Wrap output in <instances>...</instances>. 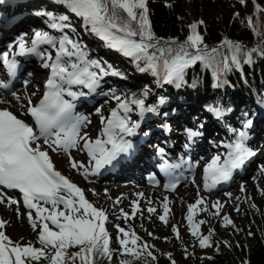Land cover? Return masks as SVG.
<instances>
[{
    "label": "snow or ice",
    "instance_id": "obj_1",
    "mask_svg": "<svg viewBox=\"0 0 264 264\" xmlns=\"http://www.w3.org/2000/svg\"><path fill=\"white\" fill-rule=\"evenodd\" d=\"M56 2L81 18L84 26L104 40L109 48L132 57L137 62L145 61L146 67L141 68L140 71L151 70L161 77L164 83H172L180 87L186 69L198 61L206 67L216 65L214 74L217 79L221 71H228L231 68L228 57L224 58L222 68L216 64L215 55L218 49L209 50L207 45L203 44V37L197 30L198 25L203 24V21L193 22L189 26L191 34L184 43L178 44L175 48L171 45L159 47V39L155 37L149 20L147 0H56ZM245 2L246 0H240L241 4ZM262 10L264 9L256 4L257 14ZM46 15L50 17V27L61 32L62 35L57 37L48 31L37 30L30 46L25 36L21 35L16 42V51L0 53V62L13 76L18 63L16 57L27 54L41 57L44 60L43 67L50 69V76L46 81L47 90L42 99L35 105L29 100L26 108V113L31 116L35 126L18 118L7 108L0 109V186L18 190L22 194V202L29 210L28 221L34 231L39 228L40 244V247H36L31 242L27 244L13 242L4 231H0V264H34V262L39 264L41 260L46 261V264H103L105 260L111 261L114 252L110 247L111 237L106 229L107 212L103 208L94 206L86 199L84 191L77 184L55 168L48 151L42 147L40 141L43 139V144L48 145L52 150L61 149L68 153L71 167L83 168L87 177L89 169L71 159L70 149L80 147V141H83V148L94 162L92 173H98L106 165H112L117 161L121 154H128L133 149L132 141L125 138L135 135L140 126L139 121H133L129 115L133 111V106L141 118L145 113H155L157 108L155 105L146 106L143 98L134 96L131 99H121L119 96H113L118 101L117 108L112 109L109 117H101L104 123L101 135L105 138L98 137L91 140L87 133L81 135L80 128L85 118L72 117L73 104L65 100L63 95L65 92L73 98L85 95L83 92L71 91V85H82L94 91L100 84L101 78L109 74L111 66L105 68L101 61L89 59L85 46L64 32V29L74 31L67 14L55 16L46 13ZM247 19L253 31L260 35L259 22L254 24L252 17ZM222 43L232 53L230 57L232 65L240 67V53L243 51V46L228 39ZM42 45L54 49L55 56L47 49L41 50ZM150 49L155 50L150 52ZM190 49H195V52ZM252 51L255 50H250L246 54L248 60ZM112 74L120 75L114 70ZM64 85L69 87L65 88ZM9 87V83L0 81V89ZM143 95L147 96V91ZM12 96L19 100L15 92ZM158 103H165V98L160 97ZM210 110L218 118L223 117L226 111H231L219 107ZM251 125L252 121L248 120L244 127L248 128ZM187 131L190 139L202 135L198 131ZM246 137L247 133L240 131L238 139L229 145L231 151L227 157L221 162L219 155L214 156L206 165L204 185L206 189L231 180L233 171L255 155L247 147ZM158 152L161 156L164 155L163 148H159ZM160 167L167 172L180 165H170L165 161ZM261 170L264 171V166ZM209 178L211 184L208 183ZM175 186V183L166 185L172 188ZM3 202L5 198L0 193V203ZM7 203L12 205L19 201L9 197ZM203 204L202 199H197L195 203L188 205L187 221L193 236L198 234L200 224L204 223V221L194 222L193 219L197 207ZM212 207L216 209L213 215H218L223 205L217 201ZM32 210L35 212L34 216ZM200 210L206 211L207 206ZM121 211L125 218L129 216L128 213ZM137 211H139L138 204L133 202L131 214L135 216ZM148 211L151 213L156 210L149 207ZM169 211L165 200L164 214L159 216L164 223H167ZM223 219L226 225L233 223L227 215ZM5 224L6 221L0 219V229H3ZM116 227L119 233L123 234L122 238H118L121 255L128 257L121 259L120 264H134L135 260H139L145 254L155 259L152 252L147 251L149 245L138 244L140 237L134 231H126L119 225ZM173 231L179 238V232L175 227ZM210 239L211 232L208 236L200 238V246L208 247ZM72 248L78 250L69 251ZM172 264H175L174 260Z\"/></svg>",
    "mask_w": 264,
    "mask_h": 264
},
{
    "label": "trees",
    "instance_id": "obj_2",
    "mask_svg": "<svg viewBox=\"0 0 264 264\" xmlns=\"http://www.w3.org/2000/svg\"><path fill=\"white\" fill-rule=\"evenodd\" d=\"M256 4L264 9V0H246L244 4L231 0H147L149 20L155 37L159 39V47L171 45L175 48L178 44L184 43L191 34L189 26L192 23L190 17L193 15L196 16L193 21H203L197 29L203 37V44L207 45L209 50L218 49L215 55L216 64L222 68L224 58L228 57V63L231 65L230 70L221 71L217 79L214 74L216 65L206 67L198 61L186 69L180 87L172 83L163 85L156 96L158 101L160 97L165 98V103H158L165 122L179 128L197 126L199 129L202 123L205 124L212 118L210 109L219 107L231 109L225 112L226 124L232 130L239 131L248 120L258 117V101L264 102V10L257 14ZM60 8L55 11L46 6H38L37 9L45 10L55 16L68 12V9L61 4ZM237 13L239 15H236ZM248 17H252L254 24L259 22L260 35L249 26ZM71 25L74 31L68 29L65 33L81 42L86 48L89 45L87 39H93L95 34L84 24L81 28L76 24ZM225 39L243 46V51L240 53V67L232 65L230 59L232 53L222 43ZM98 49L115 50L107 48L105 42ZM250 50L255 51L251 52V58L248 60L246 54ZM190 51L195 52V49ZM86 52L89 53L87 50ZM157 56H159L158 52ZM92 59L99 60L97 57ZM115 59L106 61L103 66L107 68L110 65L111 69L119 72L120 75L112 74L106 78L102 81L103 87L121 99H131L135 96L143 98L145 104H153L149 99L157 89V75L151 70L140 71L141 68L146 67V62L143 60L137 62L122 53H117ZM145 91L147 96L143 95ZM137 112L133 106V111L129 115L139 116ZM212 123L217 126L222 122L221 119H216ZM194 222L199 221L194 219ZM213 224L227 232L229 236L227 240L218 238L202 223L198 234L192 235L194 249L185 246L174 258L172 248L167 251H155L153 244L149 243V251L155 259L145 254L139 260H135L134 264H172L173 260L175 264H264V218L257 217L242 228L234 223L226 225L223 218L213 220ZM119 226L121 227L120 224ZM114 231L110 233L113 256L110 262L105 260L103 264H120L121 259L128 258L122 256L120 252L118 238H122L123 234L119 233L117 227ZM210 232L209 246L202 248L199 240L203 236H208ZM173 243L174 245L177 243L176 238ZM138 244L143 245L141 240ZM77 250L72 248L69 251ZM200 251L207 254L200 255L198 253ZM42 261L46 264V261L40 262Z\"/></svg>",
    "mask_w": 264,
    "mask_h": 264
},
{
    "label": "rangeland",
    "instance_id": "obj_3",
    "mask_svg": "<svg viewBox=\"0 0 264 264\" xmlns=\"http://www.w3.org/2000/svg\"><path fill=\"white\" fill-rule=\"evenodd\" d=\"M231 1L240 2V0H231ZM38 6H46L48 8L54 9L55 11H58L60 8V4L57 3L56 0L55 1L27 0L25 2L23 1L19 2V5L16 7L17 8L16 12L15 13L12 12L11 16L12 18H17L19 17V15H22V22L24 23L27 22V24L30 25L28 27L20 29L17 33L15 32V36L11 38L12 41L16 39L14 41L15 50L17 49L16 42L21 35L25 36V39L29 42V46H30L31 39L35 31L37 30L48 28L47 31L50 34L55 35L57 37H59L62 34L57 30H52V28L50 27V20L49 19L46 20L43 14H39L35 12ZM7 8L8 7L3 9V12L9 11V9ZM68 16L70 18L69 22L71 24H76L78 25L79 28L83 26L81 19L77 18L75 14L70 12ZM190 19L191 21H193L196 19V16L192 15ZM23 30L24 32H22ZM65 30L68 29H64V32ZM87 41L89 45L86 46V50L89 51V53H87L89 59L97 57V59L101 61L102 65L106 64L107 63L106 61L116 60L115 58L117 53L115 52V50L113 51L111 49H107V50L98 49L99 46L104 42V40H102L100 37L95 36L91 40L87 39ZM46 49L50 51L53 56H55L54 49H52L50 46H48ZM118 63H120V60L118 61ZM38 65L39 66L37 67V70L39 71L28 72L29 73L28 78L30 80H28L27 77L24 76V80L18 86H16V88L13 91L0 93L2 97L9 98V100H5V102L4 101L0 102V108L2 107L10 108L14 112H16L19 116L25 115L29 100L32 99L34 100L40 95L39 90L41 87V83L40 84L36 83L38 84V86H36L37 92H31V93L24 92L22 93V97H21L20 96L21 91L24 88L31 87L29 86V84L33 82L31 76H35L36 74L38 76L39 73H41L42 74L41 80L43 79L44 81V79L46 78L45 74L46 72L49 71L48 68H43L44 70L43 69L40 70L42 68V61L38 62ZM110 71L111 70H109V72ZM64 86L65 88L69 87L68 85H64ZM80 86L82 85H71L70 90L71 91L74 90L77 93H81V90H79ZM84 91L85 92L88 91L86 87L84 88ZM13 92H15L19 96V100H17L15 97L12 96ZM32 94H37V95L32 96V98H30ZM113 96H117V95L115 93L113 94V92L109 93L108 89H103V91H101L100 97L98 95L96 96L90 95V97H94L93 99H97V100H93L95 101L94 103L89 104L91 99L88 100L85 104L83 103L84 105H82L81 111L82 112L85 111L86 113H88L86 114L88 122L85 123L86 124L91 123L93 129L84 126L82 131L80 132L81 135L87 133L88 138L91 140H95L98 137L102 139L105 138L101 135L102 134L101 129L104 127V123H102L101 117H105V118L109 117L112 109L117 108L118 101L114 99ZM149 101L153 104L157 103V96L155 93L152 97H150ZM258 106H259V115L258 117L253 118L254 121L252 122V126L249 129L243 127L242 129H240V131H245L247 133V137L250 136L251 132L257 134L256 138L260 137L261 135L263 136V139L260 140L258 144V149L256 150V152L258 153L260 152L259 153L260 159L256 161L251 168L246 170V172L247 171L248 172L244 177L240 176L236 181V183H234V185L230 186L229 188L220 191H213L214 188L206 189L204 187L205 180L200 179L201 186L200 187L193 186L192 190L195 189L196 191L195 190L193 191V194L191 195L192 197L188 196L187 198L184 197L186 195L185 191L189 188V186H191L192 184L191 181L182 184L180 188L175 192H167L164 193L163 196L161 197L157 196L156 198L155 197L151 198L150 195L148 194L146 195L140 194V196L135 195L133 198L131 194H129L124 190L123 187H121L119 190L110 189L109 191V189L106 187L107 186L106 184H109L108 182H110V179L97 180V179H90L88 177H85L83 168H81L80 170V169H73L71 167L69 154L65 153L63 150L60 149L52 150V148H49L48 145L43 144L42 139L40 141V144L44 149L48 151L50 157L52 158L53 163L58 168V170L64 172L66 176L68 175V178H70V180L75 184H77L81 189L83 187H81L80 182H82V177H83L82 184H84V186L86 185L85 187H87L86 190L84 191L85 192L84 195L86 199H88L97 208H103L107 212L108 220L106 222V229L109 232V234L115 232L114 230L116 225L120 224L121 228H124L126 231L128 230L134 231L136 235L140 237L141 241L142 240L146 241L148 245L149 243L153 244L155 251H167L170 248H172L173 255L175 258L182 252L183 247L185 246H190L192 247V249H194L193 239H192L193 237L191 232L189 231V224L187 221V213H188V205L195 203L197 199H202L204 201V204L199 205L197 207L193 219H196L198 221H204L206 227L211 232H213L218 238H221L223 240H227L229 236L226 231L219 228L216 224H213V220L217 218H224V216L227 215L237 227L242 228L247 222H251L255 220L257 217L264 218V171H262L261 170L262 168H260V166L264 164L263 163L264 162V102L261 100L258 101ZM134 117L135 115L131 117L133 121L137 119ZM169 126H170V130L172 129L171 127H174L173 125H169ZM170 130L163 129L162 132L158 131L157 134H159L158 136L163 135L162 141L164 142L165 145L168 144L174 145L173 141L176 140L175 149L182 151L184 154L185 153L184 149L188 147L187 141L190 140L189 135H187L186 133L184 134L181 130L172 129L174 130L172 131V133H174V135L176 136L166 139L164 135H166V131L167 132L169 131L168 133H170L171 132ZM199 132L202 133L203 136V144L201 145V150L202 147L203 150H202V154H197L196 158H194V164L197 165L198 169L199 166L201 165L200 163L201 159H205L206 164H208L214 156L219 155L222 158L221 153L228 154L229 151H231L229 145L238 139V133H239V132L237 133L232 132L227 125H223L222 128L220 125L215 126V124L212 123L210 119L205 124L204 123L201 124ZM152 145L154 146V144ZM218 151H221V153H218ZM70 156L72 160L82 163L84 167L90 170L91 160L84 155L80 147L73 148L72 153H70ZM155 161L151 165H153ZM206 164L204 166H206ZM70 169L76 170L77 172L72 176L70 175V173H67V170ZM194 175L197 174L195 173ZM141 178L142 179L139 180L141 182L139 183L140 186H142L144 179L142 176ZM192 180L194 181L195 179L192 178ZM119 183L134 185L136 182H134L131 179H128L126 181H121ZM102 184H104L103 186L105 187H103ZM98 185H100L101 187ZM242 185H243V190H241ZM95 191L97 192V194ZM164 191L166 192V190ZM5 200L7 201V199ZM117 200H119L118 203ZM165 200H167L168 208L170 209L167 216V223H164L159 219V216L164 214ZM217 201H219L220 204L223 205V207L220 209L218 215H213V213L216 212V209L213 208L212 205ZM133 202H137L139 207V211H137L135 216L131 214L133 209ZM178 202H180L181 207L180 210L177 209L175 211L176 208L175 206L176 204H178ZM205 205L207 206V210L201 211L200 209L203 208ZM12 206L14 208V211L12 213H8L7 215L6 214L4 215L3 213L0 212L1 213L0 219L6 221L4 228L0 230L4 231L5 234L8 237H10V239L13 242H18L21 244H27L28 242H31L34 246L40 247L38 241L39 228L35 231L32 229L28 221V215H27L28 211L25 210L23 207H21L22 208L21 209L18 204H12ZM149 207L155 208L156 211L150 213L148 211ZM121 210H123L124 213H128L129 216L125 218ZM32 211L34 216L35 212L34 210ZM173 227H175L178 230L179 238L177 237L176 232L173 231ZM149 233H151V235H149ZM174 238H176L177 240V243L175 245L173 243ZM198 253L200 255L207 254V252L204 251H200ZM39 264H45V263L42 261L39 262Z\"/></svg>",
    "mask_w": 264,
    "mask_h": 264
},
{
    "label": "bare ground",
    "instance_id": "obj_4",
    "mask_svg": "<svg viewBox=\"0 0 264 264\" xmlns=\"http://www.w3.org/2000/svg\"><path fill=\"white\" fill-rule=\"evenodd\" d=\"M21 1H23V0H18L17 2V4H14V5H12V6H8V8L7 9H9V11H7V12H3V10H0V32H3V36L2 37H0V46L2 45V44H6L8 41H12L11 40V38L13 37V36H15V32L17 33L20 29H22V28H25V27H28L29 25L27 24V22L26 23H24V22H22V17H17V18H15V19H12V12L13 13H15L16 12V7L19 5V2H21ZM10 7V8H9ZM20 9V8H19ZM7 13V14H6ZM14 41V40H13ZM37 71H39V70H37ZM36 71V72H37ZM27 71H25L24 72V76H27ZM29 74V73H28ZM48 75V73L46 74V76ZM41 76H42V74L41 73H39V75L37 76V74L35 75V76H31L32 77V83H30L29 84V86H31V87H27V88H24L22 91H21V94H20V96L22 97V93H24V92H29V93H31V92H37V90H36V86H38V84H36V83H42V80H41ZM16 86H18V81L16 82V83H13L12 84V88L14 87H16ZM40 91V90H39ZM37 94H32L30 97H32V96H36ZM5 100H9V98L8 97H2L1 95H0V101H4L5 102ZM84 105V104H83ZM21 116H23V115H21ZM260 124V123H259ZM85 127H87V128H92L93 129V127H92V125H91V123L90 124H86L85 125ZM86 128V129H87ZM169 132V131H168ZM165 136V135H164ZM178 139V138H177ZM151 140H152V138H150V140L148 141V143L146 144L147 145V147H146V149H147V152H145L146 153V155H147V160H146V164H149V163H153L154 161H155V159L157 158V156H158V154H159V152L156 150V149H154V146L151 144ZM166 142V141H165ZM232 142V141H231ZM169 145V144H168ZM167 147V150L169 151V153H171L172 154V149H171V147L170 146H166ZM202 150H203V147H202ZM202 150H200V151H198V152H194L193 151V155L194 156H196L197 154H201L202 153ZM252 151L254 150V148H252L251 149ZM218 153H221V151H218ZM260 153V152H259ZM227 155L228 154H222L221 153V156H222V158H221V162L227 157ZM256 159H257V157H256ZM255 159V160H256ZM201 165L199 166V169L197 170V175H195L194 176V181L192 180V178L190 179V177L187 179L189 182L191 181L192 182V184H191V186H189V188L185 191V193H186V195L184 196L185 198H187L188 196H191L192 194H193V191L195 190H192V188H193V186H201V182H200V179H203V180H205V167L206 166H204L205 164H206V160L205 159H201ZM264 163V162H263ZM207 165V164H206ZM262 166H264V164L263 165H261L260 166V168H262ZM144 167H145V164H142V163H140V162H135V163H133L131 166H129L126 170H124V171H122L121 173H117L116 175H114V176H109V177H105V178H102V179H98V178H94V179H97V180H103V179H105V180H108V179H110V182H108L109 184H106L107 186V188L109 189V191H110V189H117V190H119L121 187H123L124 188V190L126 191V192H128L129 194H131V196L134 198V196L135 195H139L140 196V194H143V195H146V194H148V195H150V197L152 198V197H161V196H163L164 195V193H167V192H170L169 190H166V192L164 191V188H162V186H154V185H151V184H147V182L146 183H143L142 184V186H140L139 185V183H141L139 180H140V177H141V174H142V172H143V170H144ZM252 167V166H251ZM80 170H81V168H80ZM59 171V170H58ZM63 175H65L64 174V172H62V171H60ZM77 171L76 170H67V173H70V175H74L75 173H76ZM92 172V169L90 170V172H89V174L88 175H90V173ZM248 172V171H247ZM247 172H245L244 174H241L240 176H244ZM66 176V175H65ZM66 177H68V175L66 176ZM80 177V176H79ZM129 178H136V183L133 185V184H124V183H119V182H121V181H126V180H128ZM70 179V178H69ZM80 179V178H79ZM187 181V182H188ZM82 182H83V177H82ZM82 182H80V185H81V187H83L82 188V190L83 191H85L86 190V188L87 187H85L84 186V184H82ZM126 183V182H125ZM208 183L209 184H211V179L209 178L208 179ZM124 184V185H123ZM104 184H102V186H103ZM182 185V184H181ZM180 185V186H181ZM95 186V185H94ZM98 186H100V185H98ZM180 186L176 189V190H178L179 188H180ZM243 186V185H242ZM90 187H91V185H90ZM97 187V186H96ZM101 187V186H100ZM103 187H105V186H103ZM210 188H214V187H210ZM95 189H97V188H95ZM98 189H99V187H98ZM175 190V191H176ZM89 191V190H88ZM98 191V190H97ZM108 191V190H107ZM196 191V190H195ZM96 192V191H95ZM85 193V192H84ZM88 193V192H87ZM93 194H94V192H93ZM96 194H97V192H96ZM99 195V194H98ZM92 197V196H91ZM192 197V196H191ZM183 200V199H182ZM181 200V201H182ZM148 201V200H147ZM183 206V205H182ZM25 207V206H24ZM176 208H175V211L177 210V209H179L180 210V207H181V204H180V202H178V204H176V206H175ZM174 208V207H173ZM172 209V208H171ZM14 211V208H13V206L12 205H9L8 203H7V201L5 200V202H3V203H0V212L1 213H3L4 215L6 214H8V213H12ZM0 213V214H1ZM15 213V212H14ZM174 213H176V212H174ZM151 215V214H150ZM171 217V216H170ZM173 220V219H172ZM0 231H2V230H0Z\"/></svg>",
    "mask_w": 264,
    "mask_h": 264
}]
</instances>
